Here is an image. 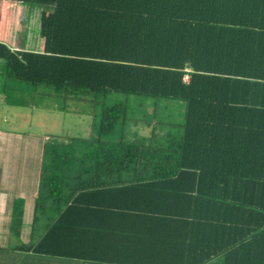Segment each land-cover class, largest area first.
I'll use <instances>...</instances> for the list:
<instances>
[{"label": "trees", "instance_id": "16d2710c", "mask_svg": "<svg viewBox=\"0 0 264 264\" xmlns=\"http://www.w3.org/2000/svg\"><path fill=\"white\" fill-rule=\"evenodd\" d=\"M16 1L53 10L44 52L0 42L8 81L184 102L181 135L161 142L129 141L127 105H103L77 139L97 176L67 194L77 141L46 146L57 207L26 248L83 264H264V0Z\"/></svg>", "mask_w": 264, "mask_h": 264}, {"label": "crops", "instance_id": "0c3cea01", "mask_svg": "<svg viewBox=\"0 0 264 264\" xmlns=\"http://www.w3.org/2000/svg\"><path fill=\"white\" fill-rule=\"evenodd\" d=\"M52 10L50 5L0 0V42L16 51L44 52L47 48L44 20ZM10 84L5 64L0 61V93L4 106ZM10 106L25 107L15 103ZM31 107L35 108V103ZM91 131L92 128L88 130L89 137ZM27 134L26 139H20L15 130L3 128L0 133V264H83L78 260L37 253L26 248L38 243L57 207L56 203L48 201V159L44 161L46 146L54 145V139L59 140L60 146L72 144L68 136L61 132L54 135L48 133V137L35 139L31 138L30 132ZM77 144L78 148L87 146L85 142L77 141ZM81 153L78 152V156L71 161L67 159L69 164H65L71 167L65 170L70 175L66 179L68 186L63 187L66 194L80 181L97 176L82 172ZM100 176L109 179L108 174Z\"/></svg>", "mask_w": 264, "mask_h": 264}, {"label": "rangeland", "instance_id": "374dc122", "mask_svg": "<svg viewBox=\"0 0 264 264\" xmlns=\"http://www.w3.org/2000/svg\"><path fill=\"white\" fill-rule=\"evenodd\" d=\"M10 82L12 85L7 90L8 100L5 106L0 93V133L3 128L15 130L20 139H26L27 132L31 133L32 139L60 132L68 136L70 142H76L77 138H88V130L92 128L94 119L96 123L99 122L102 106L115 102L125 103L128 116L133 119L126 124V137L129 141L149 142L155 139L161 142L168 135L179 137L183 130L181 124L184 122V102L179 100L156 101L151 97L118 93L111 94L105 101L98 103L93 100L94 95H87V99L64 98L44 94L54 92L45 86L34 87ZM12 103L25 107H12ZM33 103L35 108L32 109ZM96 135L95 131L93 136ZM83 150L79 147L77 152Z\"/></svg>", "mask_w": 264, "mask_h": 264}, {"label": "built area", "instance_id": "2783aa9c", "mask_svg": "<svg viewBox=\"0 0 264 264\" xmlns=\"http://www.w3.org/2000/svg\"><path fill=\"white\" fill-rule=\"evenodd\" d=\"M0 18H1V11H0ZM0 26H1V21H0Z\"/></svg>", "mask_w": 264, "mask_h": 264}]
</instances>
